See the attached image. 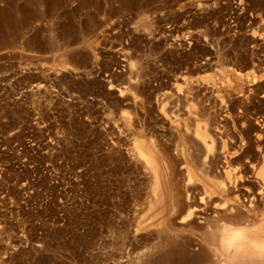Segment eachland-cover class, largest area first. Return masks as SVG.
Returning a JSON list of instances; mask_svg holds the SVG:
<instances>
[{
  "label": "rangeland",
  "instance_id": "374dc122",
  "mask_svg": "<svg viewBox=\"0 0 264 264\" xmlns=\"http://www.w3.org/2000/svg\"><path fill=\"white\" fill-rule=\"evenodd\" d=\"M0 264H264V0H0Z\"/></svg>",
  "mask_w": 264,
  "mask_h": 264
},
{
  "label": "bare ground",
  "instance_id": "6f19581e",
  "mask_svg": "<svg viewBox=\"0 0 264 264\" xmlns=\"http://www.w3.org/2000/svg\"><path fill=\"white\" fill-rule=\"evenodd\" d=\"M240 252V251H239ZM241 253H243L242 251H241ZM239 257H241V255L239 256ZM243 257V256H242ZM243 261V260H242Z\"/></svg>",
  "mask_w": 264,
  "mask_h": 264
}]
</instances>
